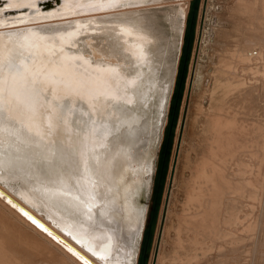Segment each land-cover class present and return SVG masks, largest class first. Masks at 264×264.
Masks as SVG:
<instances>
[{
    "label": "bare ground",
    "instance_id": "6f19581e",
    "mask_svg": "<svg viewBox=\"0 0 264 264\" xmlns=\"http://www.w3.org/2000/svg\"><path fill=\"white\" fill-rule=\"evenodd\" d=\"M157 1L163 0H0V201L79 264H132L136 256L142 213L127 212V197L119 200L115 190L122 187L126 168L131 178L137 177L143 154L137 149L147 129L139 113L123 109L143 107L154 88L160 109L165 93L149 71L160 37L143 12L131 11ZM62 17L67 20L58 22ZM49 22L61 25L47 29L43 25ZM26 23L25 30L7 27ZM83 41L112 56L100 51L99 57L95 52L85 55ZM31 63L42 67L31 68ZM229 102L212 101L211 109L217 108L197 156L202 159L188 166L193 176L185 186L188 202L179 232H191L193 222L202 219L190 211L202 184L221 174L222 165L243 144L244 127ZM159 116L158 111L157 124H151L154 135L160 130ZM120 130L133 136L110 145ZM21 143L33 144L36 154H21ZM195 231L212 233L213 224L201 220Z\"/></svg>",
    "mask_w": 264,
    "mask_h": 264
},
{
    "label": "rangeland",
    "instance_id": "374dc122",
    "mask_svg": "<svg viewBox=\"0 0 264 264\" xmlns=\"http://www.w3.org/2000/svg\"><path fill=\"white\" fill-rule=\"evenodd\" d=\"M191 1L163 0L151 3L162 6L158 9L154 8L158 6L149 4L150 6L140 5L142 9L137 6L131 10L143 12V16L147 18L146 23L153 27V31L156 28L155 33L160 37L158 53L151 63V69L147 70L151 71L153 79L161 81L165 92L160 109L157 99L159 93L155 88L148 92L147 100L142 103L143 107L130 105L123 109L125 113L131 109L135 115L139 113L147 126L142 147L137 149L139 153H143L138 160L137 177L131 178V172L126 168L124 183L115 190L120 196L119 200L127 197V212L142 213V228L132 264L139 262L140 244L154 193L159 150L169 120L168 112ZM162 3L165 4L161 5ZM198 4L194 42L181 93L151 247L145 264H264V0H199ZM143 9L145 12L141 11ZM57 20L61 22L67 20V17ZM58 22L42 25L47 29H55L61 25ZM28 24L30 23L18 25V28L7 27L25 30ZM101 43L100 41L99 44ZM82 44L83 47H79H82L87 56L91 52H95L98 57L101 53L112 56L106 48L88 46L85 41ZM120 60L130 66V61L123 58ZM29 67L39 69L42 66L31 63ZM147 77L146 74L145 78ZM213 99H227L231 102L230 110L239 119L238 124L244 127L245 136L243 144L229 158V163L222 165L221 174L216 173L213 181L202 184L200 198L190 207L192 215L197 214L205 223L213 224L214 231L195 235V230L201 223L199 219L193 222L189 234L182 233L179 232L178 225L188 202L185 186L192 181L193 176L188 166L192 165L195 158L202 159L197 156L202 153V140L210 125L209 117L217 108L211 109ZM220 107L222 111L225 105ZM158 111L160 130L154 135L151 124H157ZM32 119L33 117H28L27 121ZM120 131L113 134L110 145L118 140L124 143L133 136L128 131ZM45 144L46 141L42 143V147ZM19 148V152L25 156L37 152L33 144L25 147L21 143ZM34 164L38 166L37 162ZM0 216V264H79L66 251L35 232L32 226L28 227L19 215L1 201ZM161 251L164 254L162 261L159 259Z\"/></svg>",
    "mask_w": 264,
    "mask_h": 264
},
{
    "label": "trees",
    "instance_id": "16d2710c",
    "mask_svg": "<svg viewBox=\"0 0 264 264\" xmlns=\"http://www.w3.org/2000/svg\"><path fill=\"white\" fill-rule=\"evenodd\" d=\"M198 1L199 0H192L191 1V6L190 10L188 12L187 18H186V27L183 35V45L181 49V54L179 57V65H178V70L176 74V82L174 86V90L172 93V99H171V104L169 108V120L168 123L166 124L165 130H164V139L161 143L160 147V154L158 158V163L156 167V175H155V181H154V193L151 198V204L149 206V213H148V218L146 221L145 229H144V234L141 240V250H140V256H139V262L138 264H145V261L147 259V255L150 250V243L154 231V224L156 220V216L158 213V205L161 199L162 195V187L164 180L166 178L167 174V167L169 163V157H170V149L172 147L173 143V138H174V129L175 125L178 119V108L179 104L181 101V93L182 89L184 87L185 83V76L187 73L188 69V64L190 61V54L193 46V38H194V33H195V18L197 14V9H198Z\"/></svg>",
    "mask_w": 264,
    "mask_h": 264
},
{
    "label": "snow or ice",
    "instance_id": "6c2138e0",
    "mask_svg": "<svg viewBox=\"0 0 264 264\" xmlns=\"http://www.w3.org/2000/svg\"><path fill=\"white\" fill-rule=\"evenodd\" d=\"M9 203H11V201H9ZM13 207H15V205H13ZM25 215H27V213H25ZM28 218H29L30 220H32V217L29 216ZM32 222H33L34 224H36L37 227L43 228V225L38 224L35 220H32ZM45 231H47V229H45ZM49 234H50V233H49ZM68 251L72 252V249L69 248ZM73 254L75 255V253H73Z\"/></svg>",
    "mask_w": 264,
    "mask_h": 264
}]
</instances>
